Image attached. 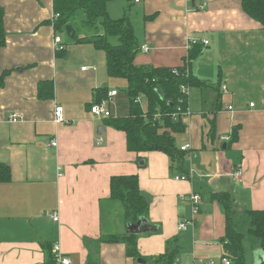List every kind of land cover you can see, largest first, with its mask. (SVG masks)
Listing matches in <instances>:
<instances>
[{
    "label": "crops",
    "instance_id": "0c3cea01",
    "mask_svg": "<svg viewBox=\"0 0 264 264\" xmlns=\"http://www.w3.org/2000/svg\"><path fill=\"white\" fill-rule=\"evenodd\" d=\"M0 7L6 31L0 163L10 170L9 181L0 182V264H46L56 243L70 264H162L172 252L178 264H220L225 217L210 193H230L237 215L264 209V25L242 10L241 0L107 3L110 18L127 13L131 21L135 65L187 64L202 83L188 89L189 114L175 136L179 154L173 159L162 151L127 149L125 132L109 122L130 113L128 94L115 87L125 88L126 80L108 75L105 52L92 42L55 49L54 36L63 41V35L53 30L52 0H0ZM189 38L198 40L190 50ZM142 45L149 50L141 51ZM192 48L198 50L194 58ZM42 81L49 85L41 96ZM104 87L117 92L108 100L109 115L97 117L90 105ZM55 106L63 122H54ZM10 114L19 116L9 121ZM52 139L55 147L48 146ZM184 145L188 149L180 151ZM238 169L241 176L234 179ZM183 173L189 180L175 179ZM130 174L148 202L146 218L157 226L135 235L137 257L127 253L120 205L109 201L110 178ZM191 192L201 196L194 216ZM182 219L187 224L179 230ZM261 258L256 253L247 264Z\"/></svg>",
    "mask_w": 264,
    "mask_h": 264
},
{
    "label": "trees",
    "instance_id": "16d2710c",
    "mask_svg": "<svg viewBox=\"0 0 264 264\" xmlns=\"http://www.w3.org/2000/svg\"><path fill=\"white\" fill-rule=\"evenodd\" d=\"M109 1L52 0L53 13L57 15L52 21L54 33L63 35V45L94 43L105 52L108 75L126 80L130 113L109 122L125 132L127 149L134 152L162 151L173 159L177 158L179 152L175 136L182 131L184 124L181 117L173 120L169 114L175 112L177 107L181 110L187 108V95L182 92V85L192 87L202 83L189 74L187 64L170 68L135 65L138 45L131 21L127 13L110 18L106 9ZM241 8L250 18L264 25V0H241ZM3 16L4 11L0 7V49L6 37ZM112 37L116 38V43L109 41ZM195 49L189 51L190 58L195 57L198 51ZM172 68H177L178 73H173ZM5 74L3 72L0 75V85ZM45 84L47 86L49 82L40 83L41 96L45 93ZM107 92L105 87L97 90L95 103L106 97ZM46 93L50 94V91L46 90ZM138 96L143 104L136 100ZM157 114L159 116L154 119ZM232 134L234 141L236 130ZM9 179V167L0 163V182ZM109 186V201L120 205L124 222H135L139 217H146L148 202L141 194L136 174L112 176ZM210 198L221 205L225 217L222 256L229 258L231 264H247L246 240L262 256L259 264H264V209H246L237 218L230 193L211 192ZM134 237L132 234L126 235L127 253L137 257ZM110 238L118 239L115 234L110 235ZM173 256V252L168 254L162 264H172L175 259ZM46 264H55L53 254L50 253Z\"/></svg>",
    "mask_w": 264,
    "mask_h": 264
},
{
    "label": "built area",
    "instance_id": "2783aa9c",
    "mask_svg": "<svg viewBox=\"0 0 264 264\" xmlns=\"http://www.w3.org/2000/svg\"><path fill=\"white\" fill-rule=\"evenodd\" d=\"M139 0H135V2H138ZM205 5V3H201V4H198L196 6V8L198 9H201L203 8ZM57 15H54V18L56 17ZM203 44H207L208 41L207 40H202L201 41ZM54 43H55V49L57 50H62L64 48L63 44H62V40H61V37L59 35H55L54 36ZM198 43V40L197 39H194V38H189L188 39V42H187V49H191V47L195 44ZM140 50L143 51V52H147L149 50V48L146 46V45H142L140 47ZM171 71L175 74L178 73V69L177 68H172ZM188 89L189 87L188 86H184L182 85L181 86V90L183 93H185L187 95V92H188ZM221 89L225 91V85H221ZM116 90H109L107 92V95H106V98H103V99H100L99 102H96L94 104L91 105L90 107V111L92 114H94L95 116L97 117H106L109 115V111H108V100H110L115 94H116ZM136 100L138 102H141V97L138 96L136 98ZM254 103L251 102L249 103V106H253ZM227 109L228 110H232V106L231 105H228L227 106ZM189 114V110L186 108L185 110H181L180 107H177L176 111L169 114L170 117L173 119V120H177L179 117H181V119L183 117H185L186 115ZM19 115L17 114H10L9 115V121H15L17 118H18ZM159 115H155L154 119H156ZM54 122L55 123H60V122H63L64 119H63V115H62V109L60 106H55L54 108V118H53ZM222 139H228V136H222L221 137V140ZM101 140V138L99 139V141ZM57 145V141L55 139H52L49 141L48 143V146H51V147H55ZM188 149V146L187 145H184V146H181L180 147V150H186ZM241 176V170L238 169V170H235L232 174V177L234 179H237ZM175 179L177 180H189V174L188 173H183V174H179V175H176L175 176ZM184 197L181 195V199H183ZM188 200L190 202V205H191V215L194 216L198 213V210H199V204L201 203V196L199 193H196V192H191L188 194ZM46 216L49 217L51 220L53 221H58L59 220V216H58V213L57 212H52V213H46ZM186 224H187V220L185 219H182L179 221L178 223V229L179 230H182V229H185L186 227ZM52 253H53V258H54V261H55V264H70L71 263V260L70 258L64 254L61 250V247L58 243L54 244L52 246ZM219 263L220 264H231V261L229 260V258L227 257H224V256H220L219 258ZM172 264H178V261L177 260H174L172 262ZM206 264H215V259H208V261L206 262Z\"/></svg>",
    "mask_w": 264,
    "mask_h": 264
},
{
    "label": "water",
    "instance_id": "95a60500",
    "mask_svg": "<svg viewBox=\"0 0 264 264\" xmlns=\"http://www.w3.org/2000/svg\"><path fill=\"white\" fill-rule=\"evenodd\" d=\"M100 132L101 131L98 128L97 133ZM156 229L157 226L151 224L146 217H139L135 222H127L126 224V232L132 235H138L146 232H155Z\"/></svg>",
    "mask_w": 264,
    "mask_h": 264
},
{
    "label": "rangeland",
    "instance_id": "374dc122",
    "mask_svg": "<svg viewBox=\"0 0 264 264\" xmlns=\"http://www.w3.org/2000/svg\"><path fill=\"white\" fill-rule=\"evenodd\" d=\"M112 42H113V43H116V39L114 38V39L112 40ZM115 87L121 89V92H120V93H125V94H127V92H126V87L124 88V87H123V84H122V85L117 84V85H115ZM240 216H241V215H236L237 218L240 217ZM244 245H245V255H246V259H247V261H248V259L251 260L252 257H253V258L255 257V255H256V251H255V249L253 250V248L250 247L249 242L246 241V240H244Z\"/></svg>",
    "mask_w": 264,
    "mask_h": 264
}]
</instances>
